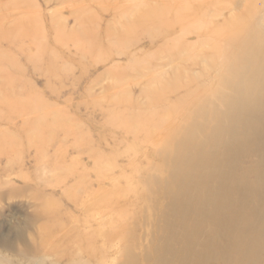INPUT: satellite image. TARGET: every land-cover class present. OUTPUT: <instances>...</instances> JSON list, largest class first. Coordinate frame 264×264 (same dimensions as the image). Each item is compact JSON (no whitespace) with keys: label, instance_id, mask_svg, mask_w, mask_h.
I'll return each mask as SVG.
<instances>
[{"label":"rangeland","instance_id":"rangeland-1","mask_svg":"<svg viewBox=\"0 0 264 264\" xmlns=\"http://www.w3.org/2000/svg\"><path fill=\"white\" fill-rule=\"evenodd\" d=\"M261 15L264 0H0V264L117 263L200 86L253 33L264 57V25L245 26Z\"/></svg>","mask_w":264,"mask_h":264},{"label":"bare ground","instance_id":"bare-ground-1","mask_svg":"<svg viewBox=\"0 0 264 264\" xmlns=\"http://www.w3.org/2000/svg\"><path fill=\"white\" fill-rule=\"evenodd\" d=\"M249 9L260 15L262 8ZM258 19L245 26L261 30ZM256 38L226 62L222 89L200 86L205 100L185 108L178 134L161 143L166 176L148 181L158 182L156 197L143 203L151 211L131 219L127 245L119 236L115 264H264V57L252 46Z\"/></svg>","mask_w":264,"mask_h":264}]
</instances>
